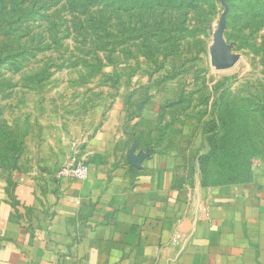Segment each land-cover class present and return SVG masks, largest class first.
<instances>
[{
    "label": "rangeland",
    "instance_id": "374dc122",
    "mask_svg": "<svg viewBox=\"0 0 264 264\" xmlns=\"http://www.w3.org/2000/svg\"><path fill=\"white\" fill-rule=\"evenodd\" d=\"M215 181L264 159V0H0V161L108 114ZM178 140V138H176Z\"/></svg>",
    "mask_w": 264,
    "mask_h": 264
},
{
    "label": "crops",
    "instance_id": "0c3cea01",
    "mask_svg": "<svg viewBox=\"0 0 264 264\" xmlns=\"http://www.w3.org/2000/svg\"><path fill=\"white\" fill-rule=\"evenodd\" d=\"M112 116L2 151L0 264H264V159L215 181L183 136L140 147ZM72 158L86 179L56 177Z\"/></svg>",
    "mask_w": 264,
    "mask_h": 264
},
{
    "label": "built area",
    "instance_id": "2783aa9c",
    "mask_svg": "<svg viewBox=\"0 0 264 264\" xmlns=\"http://www.w3.org/2000/svg\"><path fill=\"white\" fill-rule=\"evenodd\" d=\"M88 166L82 160L72 158L70 161L63 164L56 171L58 178H70L84 180L88 177Z\"/></svg>",
    "mask_w": 264,
    "mask_h": 264
}]
</instances>
